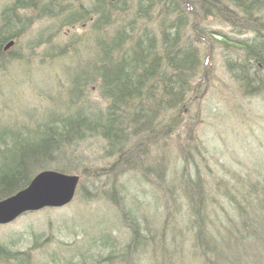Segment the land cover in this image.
Returning <instances> with one entry per match:
<instances>
[{
  "label": "trees",
  "instance_id": "obj_1",
  "mask_svg": "<svg viewBox=\"0 0 264 264\" xmlns=\"http://www.w3.org/2000/svg\"><path fill=\"white\" fill-rule=\"evenodd\" d=\"M63 1L66 0H47L42 5V12L50 15L48 10L55 5L59 19L77 22L88 21V15L95 17L91 22V34L94 38L99 36L92 44L95 57L82 70V79L77 77L74 80V85L80 81L84 85L74 86L70 95L74 102L79 101L85 85L97 81L106 102L105 109L83 112L82 108H77L71 119L65 118V114L49 115L48 122L35 124V128L28 126L21 132L1 127L0 200L26 187L31 178L45 168L76 173L86 179L89 169L85 166V159L77 161L81 164L80 169L76 165L70 169L62 162L71 160L74 149L83 147L85 139L99 135L107 143L102 148L105 157L115 155L117 160L108 168L94 167V175L103 173L105 177L94 197L104 198L118 213L114 218L107 216L95 222V225L98 229L109 220V224H116L127 232L128 238L122 244L111 231L99 229L86 242V248L62 249L60 264H79L78 257L83 259L81 264H85L84 258L95 260L97 264H135L136 259L143 264H182L181 257L185 256L190 259L189 264H258L259 261L264 264V245L252 249L239 247L240 254L245 257L242 262L239 256L231 258L230 249L232 243L237 247L248 236L255 237L254 241L258 238L259 242L264 239V180L263 183L261 180L248 183L243 189L236 183L244 178L239 166L220 170L217 175L221 176L215 187L223 192L219 195L226 204L218 203L213 212L209 211L205 206L208 185L201 181L200 172L202 169L211 171L206 156L212 158V155L206 150L202 152L201 146L194 144L195 138H191L200 124L201 109L197 107L200 94L207 92L204 97H210L216 94V89L223 94L220 86H214V70H210L215 48L220 49L219 54L229 50L223 67L236 76L235 88L239 95L264 97V19L259 14L264 0H132V4H126L128 0H91L88 7L75 2L78 7L66 12L64 8L69 6L60 4ZM119 4L122 6L118 7ZM37 5V0H12L9 6L1 8L0 49L3 42L21 32L20 27L15 28L17 22L22 23L17 13L20 8H35ZM140 17H146L142 19L145 23L135 26ZM215 19L227 22L228 31L212 29L201 23ZM151 23L155 27H150ZM190 32H195L199 45L192 42ZM231 33L236 36L232 37ZM79 49L86 50V46ZM224 101L229 100L225 98ZM194 102H197V111L188 116L184 111H189ZM182 129L185 136L180 142L187 140V143L178 148L179 158L174 160L177 166L183 164L182 168L179 166L183 182L177 186L181 200L176 203L173 199L171 216L162 204L158 221L156 201L152 211L143 200L124 202L119 192L127 184L117 182L116 178L118 173L137 171V166H143L132 162L136 153L150 151L159 143L165 145L174 137L179 139ZM4 132H7L5 136ZM6 136H16L17 140L8 145ZM38 160L41 162L32 164ZM118 165L121 170L116 171ZM263 173L264 169L256 175L260 179ZM223 175L230 179L225 180ZM189 184L194 188L193 193L186 190L185 185ZM79 189L85 199L93 198L83 182L79 183ZM168 189L175 192L176 185L171 184ZM184 200L186 204H183ZM28 214L31 213L25 215ZM54 220L57 225H63L64 220L66 225L69 221L74 222L64 213ZM38 224L39 229L45 226V223ZM167 226L172 229L177 226L180 230L186 227L191 231V245L187 250L182 242L176 243L174 236L167 237ZM30 230L27 233L34 238L35 246L44 232L36 234V229L30 227ZM82 233L83 237L86 236L85 230ZM7 236L4 234L0 238V260L31 264L28 253L11 251L13 243L9 237L12 236ZM93 243L98 244L96 254L92 253L96 245ZM160 250L163 253L160 254ZM189 250L190 253H185ZM55 256L52 254L46 264L53 263Z\"/></svg>",
  "mask_w": 264,
  "mask_h": 264
},
{
  "label": "rangeland",
  "instance_id": "obj_2",
  "mask_svg": "<svg viewBox=\"0 0 264 264\" xmlns=\"http://www.w3.org/2000/svg\"><path fill=\"white\" fill-rule=\"evenodd\" d=\"M11 1L0 0V10L3 6H9ZM37 1L38 5L35 8H20L17 12L22 23L17 22L15 28L20 27L21 32L18 36L12 37V39H15V44L8 48L3 56H0V128L7 127L14 130V132H21L28 126L35 128V124L48 122L49 115L73 114L77 108H82L83 112L90 110L103 111L106 105V102L102 99L97 81L85 85L86 88L82 93L83 97L79 101L74 102L70 95V90L74 86L84 85L83 81L74 85V80L77 77L82 79V70H85L88 63L95 57L92 44L99 39V36L94 38L91 34L93 33L91 22L95 17H90L87 14L90 21L77 22L59 19L57 16L58 7L53 5L48 10L50 13L48 15L46 11L43 13L41 9L43 3L45 4L47 0ZM75 2H81L84 7H88L91 0H66L60 4L69 6L64 8L66 12L69 9L72 10L78 7V3ZM120 3L122 2L120 1ZM126 4H132V0H128ZM117 6L121 7L122 4ZM259 14H262L264 19V2ZM143 18L140 17L139 22L136 20L135 26H138L141 22L145 23L142 20ZM201 23L224 32H227L230 28L227 22L218 19H215V21L203 20ZM149 26L155 27L154 23L149 24ZM215 35L218 36L217 33ZM231 36L236 35L231 33ZM190 37L192 42L199 45V42L195 39V32H190ZM9 39L11 40V38ZM7 42H3L2 49ZM82 46H86V50L81 51L79 48ZM215 50V55L212 57L213 65L210 70H214V86L216 88L220 86L223 94H219L216 89V94L201 99L200 127L195 130V134L191 137L195 138L193 140L194 144L197 143L201 146L202 152L206 150L212 155L211 159L206 156L211 171L202 169L200 172L203 177L201 181L208 185L207 194L209 196L206 198L205 206L211 212L217 207L218 203L226 204L223 196L219 195L223 192L215 187L216 181L221 176V174L217 175L220 170L226 168L232 170L234 169L232 167L239 166L243 171L244 178L236 183L243 189L246 188L248 183L256 180H261L263 183L264 180V173L260 179L256 175L257 172L264 169V97L240 96L235 88L236 76L223 67L228 60L226 53L229 50H223V54H219L220 49L215 48ZM53 54L54 56H52ZM202 56L200 59L203 58ZM225 98L229 102L224 101ZM195 111L194 105L190 107L187 113L189 116H193ZM184 136L185 133L182 131L179 139L174 137L172 141L170 139L165 145L159 143L150 149V160L148 159L147 162H152L150 166L151 176L139 171L127 170L126 173H118L116 181L127 184L124 186L125 189L119 192L120 197L125 198H123L124 202L143 200L147 204V208L152 211L153 203L156 201L159 206L158 221H160L163 202L165 205H171L173 199L176 203L181 200L179 198V187L177 186H180V183L183 182L180 176L183 164H179L181 167L179 168L174 160L179 158L178 148L187 143V140L180 142ZM83 142H85L83 147L74 149L72 159L64 160L62 163L67 164L70 169H73L74 165L77 169H80L81 164H78L77 161L85 159V166L89 170H87L86 179L85 177L81 178L80 184L82 182L85 184L91 191L93 198L85 199L79 189L73 201L62 209H46L28 215H21L12 223L0 225V238L4 234L5 237H8L7 234H11L12 237H9L13 243L11 251H20L25 255L28 253L31 262L46 264L50 261L51 255L55 253L54 258L56 260L51 264H60L62 254L59 253L61 251L74 249L75 245L79 248H86L87 246L84 243L86 236L89 235L88 239L90 240L93 237L94 230L97 229L95 222L106 219L107 216L114 218L115 214L118 213L117 209L111 207L110 203L104 198L94 197V192L103 185L102 182L105 179L103 173L98 176L94 175V167L108 168L112 162H116L117 157L115 155L110 158L105 157L102 148L107 143L105 138L99 135L88 137ZM188 142L190 146L191 141L188 140ZM139 159H141L140 155L136 153L132 162L141 165ZM142 162L144 163V161ZM118 170H121L119 165L116 171ZM157 171L162 173L160 178L162 177L167 185H176L175 192L172 191L166 194L162 184H156ZM223 176L225 180L230 179L227 175ZM259 193L262 194V192ZM214 198H217L216 202L213 201ZM74 211L78 212L77 217ZM61 213L75 221H69L66 225V220H64L63 225H57V220L54 219ZM149 213L152 214V212ZM108 222L101 224L97 231L99 229L111 231L120 243H125L128 233L118 228L116 224H109ZM38 223H45L43 229L38 228ZM83 226L89 231L86 232V236L80 237ZM149 226H152L151 222ZM30 227L36 229L34 231L36 234L37 232H44L43 238L38 239V244L35 246L34 238L30 233H27V230L31 231ZM166 228L167 237L174 236L176 241L178 243L182 242L184 249L187 250L191 245V231L186 227H183V230L178 229L177 226L173 229L170 226ZM45 239L46 243H40ZM254 239L255 237L250 238L248 236L241 243H237L239 245L237 247L232 243L233 245L230 246L231 258L236 259L239 256L241 262L245 261V257L240 254L239 247L252 249L256 246L258 248L259 240L256 238L254 241ZM93 244L96 245L93 246L92 253L98 250V244ZM161 253L163 251L160 250ZM185 253H190V250ZM250 254L252 253L250 252ZM83 257H85V254ZM84 260L85 264L95 263V260L89 258H84ZM77 261L81 264L83 262L82 257H78ZM12 262L14 260H0V264H12ZM181 263L189 264L190 259L187 256L181 257ZM135 264L143 263L137 262L136 259Z\"/></svg>",
  "mask_w": 264,
  "mask_h": 264
},
{
  "label": "water",
  "instance_id": "obj_3",
  "mask_svg": "<svg viewBox=\"0 0 264 264\" xmlns=\"http://www.w3.org/2000/svg\"><path fill=\"white\" fill-rule=\"evenodd\" d=\"M13 42H7L4 49H8ZM77 183L78 177L75 175L51 170L39 172L26 187L0 200V224L8 223L26 211L69 203Z\"/></svg>",
  "mask_w": 264,
  "mask_h": 264
},
{
  "label": "bare ground",
  "instance_id": "obj_4",
  "mask_svg": "<svg viewBox=\"0 0 264 264\" xmlns=\"http://www.w3.org/2000/svg\"><path fill=\"white\" fill-rule=\"evenodd\" d=\"M14 44H15V42H13L12 45H11L10 47H12ZM10 47H9V48H10ZM7 50H8V49H0V56H3L4 53H5ZM48 56H49V54H48ZM52 56H54V54H53ZM65 118H67V119H71V118H73V116H72V114H65ZM6 134H7V132H4V133H3L4 136H5ZM6 137L8 138V142H7L8 145H11L13 141L16 142V140H17L16 136H12V137L6 136ZM203 152H204V151H203ZM208 152H209V151H208ZM208 152L206 151V153H208ZM149 153H150V151L147 150L145 153L140 154V158H141V159H139V161L142 163L143 166H140V167H136V168H135V170H137V171H139V172H144L147 176H151V174H152V171H150V168H151L150 166H151L152 162H149V163L147 162V161L150 160V159H149ZM141 156H142V157H141ZM148 159H149V160H148ZM142 161H144V163H143ZM40 162H41V161L38 160L37 162L32 163V164H33V165H36V164H38V163H40ZM146 163H148V164H146ZM155 178H156V184H157V185H161V184H162L163 189H165L166 194H168V193H169L168 186L170 187L171 184H168V185H167V184L165 183L164 179H163V178H160V177H158V176H156ZM185 186H186V190H187V191H189V192H191V193L194 192V188L192 187V185L189 184V185H185ZM106 190H108V188H107ZM186 202H187V201L184 200V201H183V204H186ZM163 205H164V208H166L168 215L171 216L172 211H173V207H172L171 205H169V204L165 205L164 202H163Z\"/></svg>",
  "mask_w": 264,
  "mask_h": 264
}]
</instances>
